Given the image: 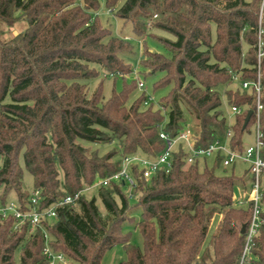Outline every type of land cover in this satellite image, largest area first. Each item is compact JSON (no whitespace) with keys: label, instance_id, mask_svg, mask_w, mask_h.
<instances>
[{"label":"trees","instance_id":"1","mask_svg":"<svg viewBox=\"0 0 264 264\" xmlns=\"http://www.w3.org/2000/svg\"><path fill=\"white\" fill-rule=\"evenodd\" d=\"M262 1L0 0V203L14 193L25 209L33 194L23 189L20 157L34 191H41L40 211L81 192L74 205L58 210L56 218L43 219L31 235L28 221L15 228V217H0V264H16L17 250L20 264H51L47 248L71 264H102L106 253L120 244L126 259L119 264L241 263L246 244L242 229L250 224L253 203L247 197L246 208L235 206L239 179L216 174L217 168H228L221 153L213 156L211 169L207 160L212 157L187 165L189 152L179 143L169 173L145 178L134 168L133 191L140 195L136 206L142 210L135 228L142 247L123 234L124 224L133 220V197L123 192L127 186L95 184L119 172L124 157L138 152L159 156L166 149L161 131L177 138L187 127V116L197 123L195 148L207 149L232 132L230 146L243 150L245 134L255 125L257 95L243 89L242 82H256L259 75L264 136V6L260 27L258 20ZM101 4L141 39L140 66L149 74H163L155 89L172 87L159 109L147 107L144 94L127 106L136 81L125 82L108 100L100 88L89 95L80 82L96 78V66L115 79L133 72L123 58L133 53V45L102 25L97 14ZM19 21L25 30L5 38L4 26ZM153 29L174 39L154 35ZM148 39L165 52L150 50ZM237 82L240 87L230 88ZM221 88L231 108L244 109L232 126L221 109ZM250 110L253 115L243 129ZM82 142L114 147L102 155ZM247 174L253 181L249 169ZM93 186L105 214L96 198H86L85 189ZM262 195L264 221V181ZM216 213L222 215L221 223L205 258L202 247ZM243 264H264V222Z\"/></svg>","mask_w":264,"mask_h":264},{"label":"rangeland","instance_id":"2","mask_svg":"<svg viewBox=\"0 0 264 264\" xmlns=\"http://www.w3.org/2000/svg\"><path fill=\"white\" fill-rule=\"evenodd\" d=\"M126 0H123L125 2ZM247 2H251L253 0H246ZM264 1H262L260 10H259V27L261 24V17H262V8L264 6ZM98 19L104 25L105 27H108L114 35L118 37H122L125 39H128L132 45H133V53L129 55H124V61L131 65L133 72L125 77L123 79L122 77L114 78L111 76H105V72L98 66L95 68L97 69L99 75L96 78L91 79H82L80 80L81 83H84L87 85V91L89 95L94 94L99 88L102 91L103 97L105 100H108L111 98L113 92H120L123 89L124 83L132 84L133 81H136L137 78H139L141 81L144 82L145 88L141 89L139 87H136L132 90L131 95L127 101V106L133 104L136 100L140 99L143 94L147 97V107L152 106L154 110L159 109L160 102L162 99H164L169 92L171 91V86L164 88V89H155V84L163 77V74L156 73V74H149L147 70L143 69L140 66V58H141V39L134 34L132 26L120 20L115 15H113L110 11H108L103 4H101L100 9L98 10ZM159 17L155 15L153 18V21H158ZM26 28V24L23 21H19L16 23L13 27H6L4 26V37L5 38H12L15 35L23 32ZM213 30H215V26H213ZM150 33V31H148ZM151 33L154 35H158L160 37H165L169 39H174V37L168 33L158 31V30H151ZM261 39V33L257 35V40L260 42ZM147 46L150 50L164 53L163 47L158 44L153 39L147 40ZM246 49V48H245ZM261 54V53H260ZM259 56L261 57L262 54ZM137 77V78H136ZM260 77V75H259ZM138 85V83H137ZM240 87V83L237 82L230 86L232 89ZM223 88L219 89L220 98L222 101L221 109L223 111V114L225 118L227 119V122L230 126H232L235 122V116L231 111V105L228 104L226 100V96L224 93ZM143 108H146V106ZM186 130L190 131V134L193 136L195 133V130H197V123L194 118V116L186 117ZM255 128L251 127L248 132L245 134V137L243 139L244 146H253L256 141L255 137ZM83 146L99 150L100 153L106 154L108 153L113 145H95L91 144L89 142H82ZM187 149V145L184 146ZM138 156L144 157V155L140 152L137 153ZM214 161L215 158H209L207 160V165L211 169L214 167ZM20 166L23 169V189L28 192L29 194H32L35 190L33 178L30 175L29 172H27L24 168L23 159L20 157L19 160ZM203 166L201 165L200 169H202ZM249 169V165L243 162H237L235 165L223 168L219 167L215 170L216 174L219 176H230L234 175L238 180L235 190H234V201L235 206L238 208H246V203L244 200L248 197L249 191L251 188V178L249 174H247V171ZM123 192L126 194H132L133 198L130 200V204L133 207V210L131 211V217L133 218L132 221H127L123 226V234L127 235L129 237L130 243H132L135 246L142 247L143 246V238L140 234V232L135 228V223L141 220L142 217V210L141 208L137 207L136 204L138 202V199L140 195L138 193H134L133 190H131L129 187H123ZM84 193L86 194V198L88 200H91L92 198H96L97 205L100 209V211L105 214V209L103 208L101 204V200L99 198V191L93 187L85 189ZM7 202H13L15 205H17L18 197L14 193H11L9 198L7 199ZM77 208V207H76ZM75 208V209H76ZM222 215L220 213L213 214L212 220H211V226L207 232L206 238L204 240V244L202 249L204 250L202 253V256L207 258V253H211V243H212V237L219 229L220 223H221ZM208 251V252H207ZM20 255L21 251L17 250L15 253V262L16 264H20ZM126 259V254L124 251L123 246L117 245L110 251H108L105 255V257L102 260V264H119L120 262L124 261ZM53 264H62L58 262L57 260L54 261ZM63 264H71L69 261L66 260V263ZM73 264V263H72Z\"/></svg>","mask_w":264,"mask_h":264},{"label":"built area","instance_id":"3","mask_svg":"<svg viewBox=\"0 0 264 264\" xmlns=\"http://www.w3.org/2000/svg\"><path fill=\"white\" fill-rule=\"evenodd\" d=\"M261 55V54H260ZM137 78V77H136ZM138 87L145 88L144 82L137 78ZM242 87L245 90L253 89L257 95V109H256V121H255V137L256 141L253 146H244L243 150L238 148H232L229 144V138L232 132H229L226 139H217L207 149H197L194 147V134H190L189 130H184L177 138H171L167 133L161 131L160 137L166 142V149L157 157H140L138 155L127 156L123 159L122 169L113 176L99 181L95 186H109L111 181L123 184L129 187L131 190L136 189V180L134 178V168L138 167L143 173L145 178H149L153 173L158 171H164L169 173L173 166V152L179 143L187 145L189 155L186 159L187 165L194 164L197 160L203 158H209L216 156L217 153L223 155L222 164L224 167H231L237 162H243L249 165V171L253 178L251 183V190L248 195V200L253 203V213L249 226L246 230V244L240 264L247 261V257L250 253V246L256 235H258L261 225L263 224L262 213V184L264 181V159L262 158V150L264 149L263 133L260 126V114L263 109L261 104V80L258 77L256 82L245 81L242 82ZM147 104V102H146ZM232 113L235 115L244 112L242 108H231ZM41 191L36 190L33 192L29 199L26 208L18 203L15 205L13 202H7L5 204L0 203V217L7 219L13 216L17 219L18 226L24 224L26 221L30 223L29 234L31 235L35 228L40 224L43 219H53L57 217L58 210L72 206L79 199L81 192L74 196H68L62 201L53 204L51 207L40 211ZM133 197L132 194L129 196ZM46 254L51 260V264L57 260L60 263H66V259L61 254H53L49 248L46 249Z\"/></svg>","mask_w":264,"mask_h":264},{"label":"water","instance_id":"4","mask_svg":"<svg viewBox=\"0 0 264 264\" xmlns=\"http://www.w3.org/2000/svg\"><path fill=\"white\" fill-rule=\"evenodd\" d=\"M252 115H253V111L250 110V111L247 113L246 117H245L244 124H243V129H245V128L247 127L248 123H249L250 120H251ZM245 229H246V226L243 227V229H242V234L245 233Z\"/></svg>","mask_w":264,"mask_h":264}]
</instances>
